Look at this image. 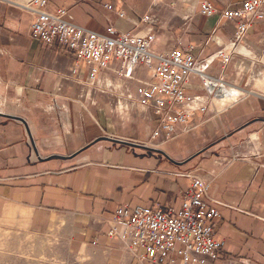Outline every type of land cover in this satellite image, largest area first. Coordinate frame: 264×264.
Here are the masks:
<instances>
[{"label":"crops","instance_id":"crops-1","mask_svg":"<svg viewBox=\"0 0 264 264\" xmlns=\"http://www.w3.org/2000/svg\"><path fill=\"white\" fill-rule=\"evenodd\" d=\"M9 1L30 0H0V218L59 242L66 264H135L108 235L117 208L179 210L197 176L210 183L227 256L264 264V21L249 28L245 55L225 65L217 54L241 19L204 16L194 0H48L49 12L64 8L87 30L152 32L157 53L194 46L208 75L245 92L152 140L158 118L137 100L138 80L153 81L152 69L121 81L101 70L92 86L90 66L32 39L33 16ZM202 1L220 11L245 0ZM185 93L206 97L199 76H189Z\"/></svg>","mask_w":264,"mask_h":264},{"label":"built area","instance_id":"built-area-1","mask_svg":"<svg viewBox=\"0 0 264 264\" xmlns=\"http://www.w3.org/2000/svg\"><path fill=\"white\" fill-rule=\"evenodd\" d=\"M194 1L200 5V13L204 16L218 15L220 20L227 21L241 19L232 39L218 52L217 58L226 65L234 54L245 55L243 41L249 28L264 21V0H245L239 8L226 7L220 11L208 1ZM9 3L33 16L30 24L32 39L46 46L60 47L86 62L90 66L92 86L101 70L114 72L121 81L134 80L139 66L152 69L154 80H138L137 87L139 105L151 110L158 118L152 140L159 138L161 133L169 138L176 126L187 124L196 112L206 114L215 101L221 104L215 109L219 113L246 96L242 89L228 83L223 76L208 75L205 68L210 62L199 61L194 46L157 53L152 50L155 41L152 32H120L110 25L107 34H101L75 24L64 8L49 12L48 0ZM107 8L113 7L107 5ZM118 14L124 16L122 11ZM142 21L149 22L150 16H143ZM113 61L119 63V68H113ZM192 74L201 79L205 98L185 93ZM209 188V182L192 176L191 188L179 210L121 205L109 220L108 235L118 239L122 255L135 264H220L221 261L249 264L245 259H230L225 251V240L215 238V226L221 214L208 201Z\"/></svg>","mask_w":264,"mask_h":264},{"label":"rangeland","instance_id":"rangeland-1","mask_svg":"<svg viewBox=\"0 0 264 264\" xmlns=\"http://www.w3.org/2000/svg\"><path fill=\"white\" fill-rule=\"evenodd\" d=\"M9 219L0 218V264H66L59 242L28 234Z\"/></svg>","mask_w":264,"mask_h":264}]
</instances>
